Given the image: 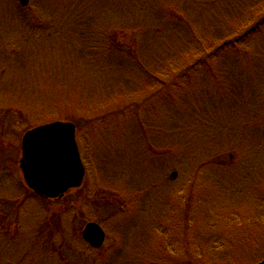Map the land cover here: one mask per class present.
<instances>
[{"label": "rangeland", "instance_id": "obj_1", "mask_svg": "<svg viewBox=\"0 0 264 264\" xmlns=\"http://www.w3.org/2000/svg\"><path fill=\"white\" fill-rule=\"evenodd\" d=\"M39 1L29 0L22 6L19 0H0V264H186L189 256L200 264L263 260L264 26L253 35L233 40L238 46L240 42L245 45V52L240 53L242 64L237 60L240 54L233 52L234 69L223 68L220 61L224 58L214 62L218 81L209 80L211 72L205 67L193 72L189 79L195 84L187 89L190 94L184 93L193 110L183 108L188 100L185 96L170 108V97L164 101L159 94L156 98L164 102H148V111L143 101L153 91L170 88L165 83L172 66L185 67L203 57V46L209 44L200 41H207L214 31L235 23L246 25L243 31L255 25L264 16V0H126L129 7L140 8L139 12L148 8L150 21L147 27L138 28L136 22L141 18L131 19L137 32L128 30L120 41L131 47L135 38L138 54L156 65L152 71L161 77L153 90L143 92L116 83L115 102L89 115L78 111L79 104L96 107L103 102L106 76L133 71L123 62L118 65L117 56L105 72L98 71L102 54L98 63L79 65L76 35L82 26L72 20L55 23L65 28L64 36L54 35L53 40L43 42L45 54L68 60V71L45 57L38 62L36 39H42L36 33L56 28L51 19L47 21L52 29L43 27L47 30L36 27V21L27 22L25 16L31 18L42 6ZM58 4L55 0V7ZM118 8L116 0L108 8L110 34ZM242 18H251V22L243 24ZM94 24L102 31L108 29L102 23ZM187 27L200 41L188 38L189 43L181 44L176 28L190 37ZM90 28L89 24L86 33ZM108 40L118 42L113 37ZM103 43L110 45L105 39ZM186 49V56L178 62ZM120 53L127 54L126 50ZM134 101L143 102L137 119L134 111L119 114ZM202 107L207 109L201 112ZM36 114L37 119H29ZM80 115L84 124L78 126V133L90 135L91 160L95 154L99 170L95 162L88 165L83 155L86 177L81 188L69 191L60 201L33 197L19 169L24 134L42 122L77 123ZM102 115L109 119L103 131L87 124ZM82 147L81 141V151ZM115 190L122 191L120 201L97 198L99 193L111 198ZM191 191L205 198V212L190 217L183 239L180 205ZM24 194L28 199H21ZM61 210H68L70 217L67 214L60 220ZM91 221L106 232L99 249H88L82 239V229Z\"/></svg>", "mask_w": 264, "mask_h": 264}, {"label": "trees", "instance_id": "obj_2", "mask_svg": "<svg viewBox=\"0 0 264 264\" xmlns=\"http://www.w3.org/2000/svg\"><path fill=\"white\" fill-rule=\"evenodd\" d=\"M45 1V0H44ZM54 1L55 0H47L45 3L43 2V0H40L39 2L42 4V6L38 9V12L36 11V13H32L31 18L29 16H25V18L28 20L27 22H33L36 21V27H38V25H40L42 27V29L44 28H50L52 29V27L54 26L55 30H52L46 32L45 34H40V33H36V37H39L42 39L38 40L36 39V59H39L38 62H41L44 57L46 58V60L48 59L52 64H54L57 68L62 69L63 72L68 71L67 69V63L68 60L61 56L59 59L53 57L52 55H47L45 54L46 52V46L44 45L43 42H47L45 40H50V39H54V35L56 37H61L64 36L66 34L65 28L60 27L59 25H55V23H57L60 20H67V21H78V23H81V30L79 32V34H77L76 36L79 37V39H77V44H79L78 46V55L75 56L76 60L78 62H80L79 65L83 64L85 67H88V65L91 62H99V54L103 55V59L100 61L101 63L100 66L102 69H98V71H102L105 72L106 69L110 66V64H114L116 59L114 60V57L117 56L118 60L117 63L118 65L122 66V62L124 63V65L127 66V68H130L129 70L133 71V72H129L124 74H117V75H103L106 76L107 79L103 80L105 81V84L108 81V84L105 85L103 82V102L96 107L95 106H82L81 104H79L78 107V111H80V113H82V111H84V114H97V113H101L103 111V108L106 104L108 103H113L115 102L116 98L114 97L115 94V85L116 83H119L121 85H129L132 86L133 88H137L138 90L140 89L142 92L143 90L146 91L148 89L153 90V88L156 87V80L159 79V77H161L160 75H158L157 73H153V71L157 68L156 65L152 64L149 59H146L145 57H141V55L138 54V49L136 48V46L134 47L133 42H135V38H132V46L131 47H127V45H124L122 41H120V39H122V34L128 32V30L131 29L132 32H137L136 28L131 27V24H135L133 22H131V19H136V18H141V22L138 23L136 22V27H144L142 26V24L146 25L145 27H147L149 24V17L147 16L148 8H145L144 10H142L141 12H139L141 9H137L136 7H133L132 5L129 7V4L126 3V0H116L118 3L119 8L117 9V16L115 17L114 21L116 23V26L114 28H112V33L110 34V27L107 24V21L110 19L109 18V9L111 8V1H107V0H56L57 3H59L57 5V7H55L54 5ZM38 2V3H39ZM50 2V3H49ZM105 2L106 3L105 5ZM264 2V1H263ZM103 9V10H102ZM139 12V13H138ZM51 19L53 21V26H51L52 24L49 23L47 20ZM181 20H183V18H180ZM243 22V24L246 23H250L251 22V18H242L241 19ZM187 21V20H186ZM185 21V22H186ZM102 23L106 28L108 29H103V31L100 29L101 26L95 25L94 23ZM70 23V22H67ZM187 23V22H186ZM88 24V25H86ZM89 24L93 27L89 29V33H86V31H88V27ZM246 25H237L232 24V25H228L225 28H222L220 30L222 31H214L213 34L206 39H208L207 41L203 42L198 40L195 37L194 31L193 29H191L190 27H187L189 29L190 32V37L188 36H184L186 34L185 31L181 30V29H177L175 32L180 33L179 36V40L181 41V44L184 42L189 43L191 40V38H194L197 42L200 41L201 45L203 44H209L206 46H203V51L205 53V55L203 57L198 58L195 62L193 63H189L187 64L185 67L182 66H172L171 72L168 76L169 81H166L167 83H165L167 86L170 85V88L168 87H162L160 90H156L151 92L150 97L148 99H145L143 102L146 101L147 103V110H149V105L148 102H155V101H159V102H164L167 101L168 98L170 99L169 103V107L173 108L172 106H176V104H180L181 99L185 96L184 93L186 94V92H188L190 94V92L187 89H190L195 83L191 82V80L189 79V77L193 74V72H195L197 69L200 70L201 67H205L206 69H208L211 72V76H209V80L211 79L212 81H218L215 80L217 75V68L218 66H214V62H217V59L219 57L224 58L225 60H221V64L222 66L225 65V67H223L224 69L227 68H233L234 66L232 64V52L236 53L237 55H239L240 53H244L245 51H243L242 46H245L242 42H240L239 46L237 45V43L235 41H233L234 39L237 40L238 37H241V39H244L248 34H255L256 33V29L264 26V16L261 17L260 20H258L257 23H255V25L253 24L249 29L243 31V28ZM44 27V28H43ZM130 27V28H128ZM186 27V26H183ZM123 28H126L123 29ZM47 30V29H44ZM96 30L97 33H96ZM145 31H143V35L145 36ZM184 32V33H183ZM235 32V35H233V33ZM86 33V34H85ZM91 34H94L91 35ZM137 34V33H136ZM46 35V36H45ZM233 35V36H232ZM250 35V36H251ZM127 36V35H126ZM112 37L118 41L116 43H114V41L112 40ZM97 38L98 41H97ZM108 38H110L112 41H109ZM118 38V39H117ZM189 38V39H188ZM80 39H83L81 42ZM107 40L110 45L109 46H105L103 43V40ZM238 41V40H237ZM69 43L71 44V42L69 41ZM136 43V42H135ZM43 44L44 47H42L41 45ZM65 45V43H63ZM197 44H195L194 46H196ZM192 46V48L194 47ZM68 48H70V45L68 46ZM123 48H125L124 50H126L127 54H122L120 53ZM190 48V47H189ZM188 48V50H189ZM77 49V46H76ZM188 50L186 49V52L184 53V55H182V57L178 60V62L184 57L186 56L185 54L188 52ZM190 51V50H189ZM106 55H111L113 57L110 58H106L104 57V54ZM12 53V52H11ZM12 56V54H10V57ZM17 58V57H16ZM244 58H241V54L239 55V58L237 59L238 62L241 60H243ZM37 61V60H36ZM57 61H60V63H57ZM128 63H125V62ZM67 62V63H66ZM173 62V61H171ZM176 62V60H175ZM170 63V62H169ZM177 64V63H176ZM179 64V63H178ZM242 64V62H241ZM173 65V64H172ZM170 66H168L167 68L169 69ZM153 70V71H152ZM51 72V71H50ZM54 73H52L53 75ZM102 77V76H101ZM47 78L48 81H50L52 78L49 77V74H47ZM219 79V78H218ZM208 80V81H209ZM163 82V80H162ZM233 87V86H232ZM234 89L237 87H233ZM186 90V91H185ZM104 92L108 93L107 98H104ZM73 93V92H71ZM66 93H64L63 95H57V97H62L64 96ZM162 95V98H164L162 101L157 99L156 97ZM191 96V95H190ZM186 97V96H185ZM52 100H54V98H51ZM174 99V100H172ZM186 102H183V108L184 109H188L189 108V104H191V101H189L190 99L186 97ZM46 99H42L41 101H45ZM143 102H141L140 104L137 103L136 101H134L132 103V107L130 104H128V106L126 108H124L123 110L119 111V114L122 115L124 112L126 111H134V116L135 118L138 114V110L141 105L143 104ZM234 104V103H233ZM101 106V107H100ZM80 109V110H79ZM190 110H193L191 108H189ZM207 108H201L200 111H205ZM91 111V112H90ZM168 111V107L167 110ZM82 115H80L79 117H81ZM73 119L76 118L75 116H72ZM78 117V118H79ZM38 118V115L36 114V119ZM82 119H79L77 122V126H79L81 123L84 124V122H82L83 117H81ZM136 118V119H137ZM31 119V118H29ZM109 119L106 118V115H102L99 117H94L93 119H89V126H92L93 129H95L96 131H103L107 126H108V121ZM97 122V124L94 127V123ZM88 141L90 142V135L87 136ZM92 146L89 147V149L91 150V152H94V149H91ZM227 148H225L224 150H226ZM92 155V154H91ZM92 162L95 164L96 163V157L94 154V158L92 160ZM97 169L99 170L100 165L97 164ZM20 169V167H19ZM81 188V187H80ZM79 189V188H77ZM77 189H73V190H77ZM31 192V190H30ZM193 191H191L189 193V197L187 198L186 202H183L180 206H181V212H182V219L184 221L183 223V234L182 237L183 239H185L187 237V229H188V221L190 219V217H193V214H195V216H198L201 212H205V209H203L204 207V201L205 198L203 197H199L198 193L195 194L192 193ZM98 193V192H97ZM126 194V192H124ZM33 197L36 198H44V197H40L38 195L35 196V194L33 192L30 193ZM69 194V192L67 193ZM66 194V195H67ZM106 195V194H105ZM122 191L119 190H115L114 192H112V197L109 198L107 196H104V194H98V196L95 194L94 197L97 196L98 199H107V200H121L122 198ZM28 196L26 194H24L21 199H25ZM65 196H63L60 199H55L54 201H60L64 198ZM204 201H203V199ZM28 199V198H27ZM46 199V198H44ZM48 200V199H47ZM90 200L92 201L93 198H90ZM151 203V201H149ZM210 202V201H209ZM122 204V203H121ZM50 211L52 212L53 210L50 209ZM208 211L211 212V209L208 208ZM55 212V210H54ZM61 212L63 213V216H61L60 220H62V218L66 217V215L68 214V218L70 217V214L68 212V210H64ZM194 216V217H195ZM181 221L178 223V226L180 225ZM0 226H3V221H0ZM186 243V242H184ZM88 249H90L89 246H87ZM186 260V258H185ZM186 264H200V262L198 261V259L196 258H192L189 256V259L187 260Z\"/></svg>", "mask_w": 264, "mask_h": 264}, {"label": "water", "instance_id": "obj_3", "mask_svg": "<svg viewBox=\"0 0 264 264\" xmlns=\"http://www.w3.org/2000/svg\"><path fill=\"white\" fill-rule=\"evenodd\" d=\"M26 5L28 0H20ZM75 125L56 121L29 131L23 140L21 168L27 185L37 194L57 198L82 183L84 167L75 139ZM84 239L101 247L105 232L96 222L83 230ZM258 264H264V260Z\"/></svg>", "mask_w": 264, "mask_h": 264}]
</instances>
